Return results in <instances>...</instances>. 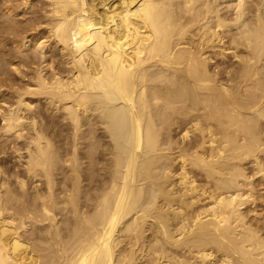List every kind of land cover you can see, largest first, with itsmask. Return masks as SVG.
<instances>
[{
	"label": "bare ground",
	"instance_id": "6f19581e",
	"mask_svg": "<svg viewBox=\"0 0 264 264\" xmlns=\"http://www.w3.org/2000/svg\"><path fill=\"white\" fill-rule=\"evenodd\" d=\"M0 264H264V0H0Z\"/></svg>",
	"mask_w": 264,
	"mask_h": 264
},
{
	"label": "rangeland",
	"instance_id": "374dc122",
	"mask_svg": "<svg viewBox=\"0 0 264 264\" xmlns=\"http://www.w3.org/2000/svg\"><path fill=\"white\" fill-rule=\"evenodd\" d=\"M34 1H36V0H34Z\"/></svg>",
	"mask_w": 264,
	"mask_h": 264
}]
</instances>
